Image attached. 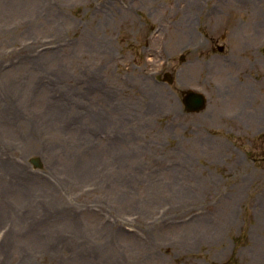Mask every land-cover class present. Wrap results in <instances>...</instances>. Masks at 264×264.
Wrapping results in <instances>:
<instances>
[{"label":"rangeland","instance_id":"obj_1","mask_svg":"<svg viewBox=\"0 0 264 264\" xmlns=\"http://www.w3.org/2000/svg\"><path fill=\"white\" fill-rule=\"evenodd\" d=\"M0 264H264V0H0Z\"/></svg>","mask_w":264,"mask_h":264},{"label":"water","instance_id":"obj_2","mask_svg":"<svg viewBox=\"0 0 264 264\" xmlns=\"http://www.w3.org/2000/svg\"><path fill=\"white\" fill-rule=\"evenodd\" d=\"M164 81L172 83L173 79L169 77L168 73H166ZM206 101L207 100L205 96L200 92H196L193 90H187L184 92L183 103L185 105V109L188 112H199L203 110L206 106ZM31 162L36 168L41 167V162L38 158L32 159Z\"/></svg>","mask_w":264,"mask_h":264},{"label":"flooded vegetation","instance_id":"obj_3","mask_svg":"<svg viewBox=\"0 0 264 264\" xmlns=\"http://www.w3.org/2000/svg\"><path fill=\"white\" fill-rule=\"evenodd\" d=\"M205 67H206V75L210 77L211 72H212L213 67H214L213 62L208 59ZM257 82L258 81L256 79L250 80V81L249 80L248 81H245V80L240 81V83L243 85V87L245 89H247V92H248L247 97L248 98L245 101V104L243 105V107L241 108L239 115H243L246 118L254 115V111L256 110L255 106H253L252 103L254 101H256L255 100L256 93L254 92V90L256 89L255 86H256Z\"/></svg>","mask_w":264,"mask_h":264}]
</instances>
